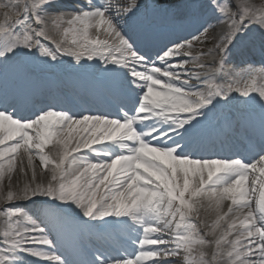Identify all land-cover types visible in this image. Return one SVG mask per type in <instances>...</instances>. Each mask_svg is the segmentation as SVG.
<instances>
[{"label": "snow or ice", "instance_id": "obj_1", "mask_svg": "<svg viewBox=\"0 0 264 264\" xmlns=\"http://www.w3.org/2000/svg\"><path fill=\"white\" fill-rule=\"evenodd\" d=\"M61 57L88 99L9 91ZM0 75V264H264V4L0 0ZM82 229L126 240L74 261Z\"/></svg>", "mask_w": 264, "mask_h": 264}, {"label": "bare ground", "instance_id": "obj_2", "mask_svg": "<svg viewBox=\"0 0 264 264\" xmlns=\"http://www.w3.org/2000/svg\"><path fill=\"white\" fill-rule=\"evenodd\" d=\"M92 32L94 33V30H92ZM52 47H54V45H50ZM211 45L209 44V47ZM65 58L62 57L63 61H69L68 60H64ZM74 64V62H73ZM61 63H58L57 65H55V68L62 69L64 67H60ZM4 80V78H3ZM90 74L87 72H80L77 73L75 71H73L72 69V73L69 75V77L65 78V79H58L56 80L55 83L51 84L49 87H41L39 86L37 83H31L30 80L27 81H20L11 71L8 74L7 77V87L9 89L10 92H19V91H24L28 94L30 100H31V104L35 105L36 108L39 107H43L45 105V103H52L55 104V106L60 107V106H64V107H68L69 104H66V101L64 100V96L62 94V89H64L65 92L67 93H72V95H80L78 93L84 94L85 99H88V85L90 83ZM2 85V83L0 82V86ZM47 89H50L51 93L49 94H54L51 95V97L48 98H40L38 97V93L43 94L46 93ZM46 99V100H44ZM84 99V100H85ZM41 101V103L39 102ZM47 101V102H46ZM247 109H240V112H243L244 114H247ZM254 113L257 115L258 117V108L253 109ZM229 112V109L223 108L219 111L218 113V120L219 123H223V118L224 117H229L232 116V110L230 112V115L228 116L227 113ZM220 144H223L226 148L229 149V143H228V138H226L225 136H220L218 137V139L215 140V150L216 151H220L221 148L223 149V154H227L228 150H226L225 147H221ZM38 163V161H37ZM95 230V232H97L96 234H101L104 237H107L109 239V241L111 243H113V245L116 247L119 244L123 243L126 240V235L124 234L123 230H111V229H93ZM84 235L83 237H88L89 234V229H82L80 230ZM79 231V232H80ZM77 232V233H79ZM116 232V234H114ZM95 234V235H96ZM118 234V235H117ZM76 233H68L66 235V239L67 242L74 239ZM91 237V236H90ZM64 250V249H62ZM65 254L67 255V253L65 252Z\"/></svg>", "mask_w": 264, "mask_h": 264}, {"label": "rangeland", "instance_id": "obj_3", "mask_svg": "<svg viewBox=\"0 0 264 264\" xmlns=\"http://www.w3.org/2000/svg\"><path fill=\"white\" fill-rule=\"evenodd\" d=\"M252 2L254 3V4H256L257 6H259V5H262V4H264V0H252ZM94 34V33H93ZM61 37L60 36H56L55 37V39H57V40H59ZM68 39L69 40H71V36H69L68 37ZM46 44H48L49 42L48 41H44ZM66 60H68V59H70L69 57H64ZM64 59V60H65ZM61 61H63L62 60V57H61ZM62 65H65V66H69L71 69L73 68V66H74V64H72V65H70L69 63H67L66 61H64L63 63H62ZM41 66H43V67H45V68H50L49 66H44V65H41ZM260 65L257 63L256 64V67H259ZM3 79V78H2ZM93 79V76L91 75V80ZM3 87H4V85L3 86H1V88L3 89ZM232 107H236V108H238V109H243V106H237V105H232V106H228L227 108L229 109V110H231V108ZM230 113V112H229ZM228 113V114H229ZM93 232V231H92ZM114 234H116V232L114 233ZM99 235V234H98ZM118 235V234H117ZM99 237H102V236H100L99 235ZM104 239V238H103ZM105 242V244L107 245V246H109V247H113L112 245H110L107 241H104Z\"/></svg>", "mask_w": 264, "mask_h": 264}]
</instances>
